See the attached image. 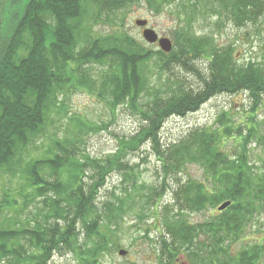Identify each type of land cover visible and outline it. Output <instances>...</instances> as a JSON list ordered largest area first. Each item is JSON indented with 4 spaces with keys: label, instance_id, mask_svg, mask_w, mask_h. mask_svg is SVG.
I'll return each instance as SVG.
<instances>
[{
    "label": "trees",
    "instance_id": "obj_1",
    "mask_svg": "<svg viewBox=\"0 0 264 264\" xmlns=\"http://www.w3.org/2000/svg\"><path fill=\"white\" fill-rule=\"evenodd\" d=\"M142 1L153 11L162 10L164 2H169L0 0V175L10 176L12 182L22 181L18 192L6 190L0 197V264H48L63 247L72 248L87 264L95 263V257L105 253L113 241L114 209L124 207L116 193L119 203L107 199L100 205V191L114 170L129 176L133 166L124 152L136 151L146 143L161 162V182L140 185L135 176L131 181L138 182L136 190L149 191L150 207L160 224L161 264H175L178 254L186 250L201 264H264V243L241 247L235 256L230 248L248 222L263 212L264 153L256 168L249 155L230 156L224 145L229 137L239 140L236 132L241 142L250 139L254 129L244 134L242 128L233 127L234 120L227 118V113H221L216 128H195L165 146L161 143V131L170 117L198 111L216 95L243 92L261 102L264 55L260 60L239 63L233 45L218 46L212 34L195 35L189 16L187 27L176 30L173 50L156 54L161 73L181 66L195 73L200 85L194 87L177 77L160 88L142 67L153 56L151 51L127 34L96 36L93 31V24L104 16ZM178 3L181 10L192 14H203L211 4L212 13L241 27L264 20V0ZM201 58L208 59L206 70L196 64ZM96 65L103 68L98 78H93L91 71ZM97 81H101L98 95L114 114L126 106L141 118L139 130L122 139L117 151L93 157L82 144L85 135L98 131H92L96 127L79 114L71 119L73 129L69 127L63 137L50 136L43 155L32 154L31 148L55 124V114L63 111V99ZM258 142L264 148V137ZM196 164H204L215 180L213 190L182 175ZM169 192L172 198L164 203ZM17 193L23 197L22 203ZM227 201L231 204L220 211L219 206ZM32 202L36 203L30 211L32 217L22 219ZM207 205L215 210L212 216L202 222L189 219L188 215ZM201 236L207 243L197 244Z\"/></svg>",
    "mask_w": 264,
    "mask_h": 264
},
{
    "label": "rangeland",
    "instance_id": "obj_2",
    "mask_svg": "<svg viewBox=\"0 0 264 264\" xmlns=\"http://www.w3.org/2000/svg\"><path fill=\"white\" fill-rule=\"evenodd\" d=\"M167 2H164L165 7L160 11L151 10L142 1L125 10L104 16L103 20L93 24L94 34L96 36L100 34L114 36L115 33H124L134 39L137 44L144 46L147 51H151L153 56L142 67H146L147 76L160 88L165 86L169 79L174 80L177 77L187 80L189 85L198 87L200 79L195 73L189 72L181 66H173L170 70L161 73L158 62L160 58L156 54L160 48L157 44H149L144 39L142 28L136 24L138 19L148 20L152 29L161 36L169 37L174 43L178 36L176 30L187 27L188 17L191 16L192 20L190 21L193 22L191 25L193 30L191 31L195 35L212 34L218 46L233 45L234 54L239 63H247L250 59H262L264 55L263 19L258 23L241 27L226 16L220 17L212 13L213 6L211 4L206 5V8L211 10L206 9L203 12L205 15H203L198 12L192 14L190 10H181L179 0ZM196 64L202 70H206L209 62L208 59L201 58L197 60ZM95 67L91 72L93 78H98L99 69L103 67L97 65ZM100 84L101 81H97L93 85L89 84L86 87L87 90L74 91L66 99H63V111L60 110V114H55V124L51 125L45 137L31 148L32 154L43 155L51 143L50 136L63 137L69 127L73 129L70 124L71 119L79 114L86 117L96 127L91 129L92 131H98L85 135V143L82 144L93 157H105L109 153L117 151L122 139H129L139 130L142 124L141 118L126 106L119 107L114 114L107 102L98 95V92L101 91ZM255 103L256 108L253 109ZM221 113L222 116L227 113V118L234 120L233 127L235 129L242 128L244 134L248 133L250 129H254V132H251L253 136L251 135L248 140L243 138L242 142L238 132L235 135L239 137V140L233 141L231 140L232 137H229L225 141V153L230 156H240L242 153H246L247 156H250L249 161L253 164L256 163V168L260 166L264 148L260 146L258 140L260 141V138L264 137V94L261 102L260 99H252L243 92L216 95L202 104L198 111L191 112L185 117H170L161 131V143L165 146L171 141L182 138L195 128L212 127L214 129L220 125L221 121H218V118L221 117ZM222 119L225 120L226 117H222ZM73 126L75 128L74 124ZM244 144H246V148ZM124 157L133 166L132 172L129 171V176L124 177L122 173L114 170L108 176L107 184L99 194L100 205L107 199L119 203L113 195L116 193L122 198L124 207L118 211L114 209L117 216L112 219L114 231L111 233V240L113 241L108 245L105 253H99L98 259L95 257L96 262L93 264H161L162 257L159 253L160 224L151 210L149 191L144 188L136 190L135 185L138 182L131 181L132 178L139 177L140 185L142 183L157 185L161 182V177L158 175L161 172V162L152 150L151 144L148 143L136 151H125ZM182 175L185 178L191 176L198 183L205 184L209 191L213 190L215 180L207 172L204 164L190 165ZM21 184L22 181L19 179L12 182L10 176L3 177L0 175V197L6 190L14 189L15 192H18ZM128 192L131 194L130 197ZM17 198L20 203L23 202L21 194L17 193ZM171 198L172 194L169 192L164 203L170 201ZM35 206V202L30 203L23 215L21 214L22 219L26 220L28 216L32 217L30 211L34 210ZM214 213L215 210L207 205L202 211H195L188 216L192 222H202ZM115 224H119L117 230H115ZM198 240L197 244L206 242L204 236ZM23 242L26 243L27 241ZM256 243H264V209L252 222L251 220L248 222L239 240L230 244V248L235 256L241 251V247ZM198 246L195 245V249H198ZM121 250L127 251V254L125 256L120 255ZM189 255L191 254L187 250L181 252L176 257L175 264H201L200 261L192 260ZM48 264H87V262L83 257L78 256L72 248L63 247L54 253Z\"/></svg>",
    "mask_w": 264,
    "mask_h": 264
},
{
    "label": "water",
    "instance_id": "obj_3",
    "mask_svg": "<svg viewBox=\"0 0 264 264\" xmlns=\"http://www.w3.org/2000/svg\"><path fill=\"white\" fill-rule=\"evenodd\" d=\"M136 24L139 27H146L145 29H143V37L144 39L149 43V44H158L160 49L163 50L166 53H169L172 51L173 49V42L169 37H165L162 36L160 37V35L152 28L147 27L148 25V20L145 19H138L136 21ZM231 204V201H227L225 203H223L220 207L219 210L223 211L224 209H226L229 205ZM120 255L125 256L127 254V251L125 250H121Z\"/></svg>",
    "mask_w": 264,
    "mask_h": 264
}]
</instances>
